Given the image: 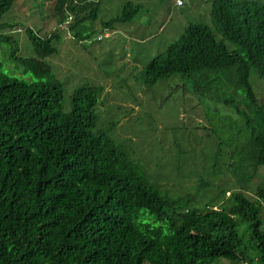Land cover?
Segmentation results:
<instances>
[{"label": "trees", "instance_id": "16d2710c", "mask_svg": "<svg viewBox=\"0 0 264 264\" xmlns=\"http://www.w3.org/2000/svg\"><path fill=\"white\" fill-rule=\"evenodd\" d=\"M18 1L0 0V19ZM99 5L56 0L57 30L22 27L31 57L18 56L15 39L4 34L17 25L0 23V49L9 46L14 68L6 72L0 61V264H264V103L249 80L254 73L264 82V1L213 0V27L188 24L137 77L151 87L180 75L198 108L231 113V127L228 117L224 129L196 130L200 145L192 138L188 147L203 152L173 165L177 175L186 167L175 193L161 190L111 136L116 120L97 127L101 86H77L63 102L64 86L48 61L58 28L69 12L64 32L83 42L89 37L78 29L95 22ZM140 13L128 2L103 27ZM188 147L176 141V150ZM222 160L228 187L214 190L203 174H216ZM188 180L195 185L184 186ZM202 190L199 198L209 197L203 204Z\"/></svg>", "mask_w": 264, "mask_h": 264}, {"label": "rangeland", "instance_id": "374dc122", "mask_svg": "<svg viewBox=\"0 0 264 264\" xmlns=\"http://www.w3.org/2000/svg\"><path fill=\"white\" fill-rule=\"evenodd\" d=\"M55 1L20 0L2 16L0 23L17 25L4 34L15 39L19 48L18 56H33V49L22 27L28 26L34 33L43 26H47V34L57 30V18L53 17ZM98 1L100 5L95 22L85 21L78 29L85 39L87 36L89 38L77 42L67 31L64 32L63 27L58 28L61 34L54 43L58 55L49 57L48 61L52 63L53 73L64 86L63 102H68L77 86L87 83L101 86L103 92L95 110L98 115L97 127L108 128L111 121L116 120L111 136L130 152L133 159L136 158L145 166L148 175H155V182L161 190L165 188L175 193L182 182L179 177L186 173V167L177 175L173 165L180 158L190 161V154L199 156V152H203L200 149L194 154L192 150L195 148L188 147L190 141L193 144L192 138L197 140L200 137V131L196 130H213L214 125L217 130L224 129L222 121L228 117V126L231 127V113L224 106H221L219 113L211 111L212 105L209 108L207 105L198 108L196 104L199 102L190 97V82L180 75H172L151 87H145L137 77L154 56L164 52L181 36L188 24L203 23L213 27L210 19L213 0H182V7L176 6L177 0ZM128 2L138 5L141 13L130 23L116 24L115 28L103 27L121 14L124 4ZM106 32L109 36L105 37ZM100 38L101 41H97ZM0 51L3 69L12 72L14 68L6 61L9 46L3 45ZM257 79L251 73L249 80L253 90L261 103H264V82L256 83ZM176 141L188 147V152L185 149L176 150ZM196 143L200 145V140ZM209 143L204 146L208 147ZM211 143L215 145V140L212 139ZM223 165L224 160L219 161L216 174L210 168L209 175L203 174V180L213 184L214 190L217 187H228V184H223L229 180L227 176L223 177ZM201 167L205 168L206 165H200L198 169ZM199 175L195 173L197 178ZM190 185L195 184L190 180L184 182V186ZM254 186L253 182L252 188ZM202 194L203 190L197 198ZM208 199V196H203L199 201L203 204Z\"/></svg>", "mask_w": 264, "mask_h": 264}, {"label": "clouds", "instance_id": "9594fccd", "mask_svg": "<svg viewBox=\"0 0 264 264\" xmlns=\"http://www.w3.org/2000/svg\"><path fill=\"white\" fill-rule=\"evenodd\" d=\"M183 5V2H182V0H177L176 1V6L177 7H181ZM66 14H67V18H66V21H65V23L61 26V28L63 27V29H67V26H68V24H70L72 21H73V16L69 13V12H66ZM71 19V20H70ZM65 24H66V26H65ZM62 30V29H61ZM69 34V33H68ZM105 37L106 36H109V34H108V32H106V34L104 35ZM98 41H101V38H100V40H98Z\"/></svg>", "mask_w": 264, "mask_h": 264}]
</instances>
